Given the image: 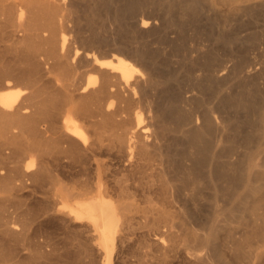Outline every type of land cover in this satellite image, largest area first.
I'll use <instances>...</instances> for the list:
<instances>
[{"label": "bare ground", "instance_id": "6f19581e", "mask_svg": "<svg viewBox=\"0 0 264 264\" xmlns=\"http://www.w3.org/2000/svg\"><path fill=\"white\" fill-rule=\"evenodd\" d=\"M68 239L264 264V0H0V264Z\"/></svg>", "mask_w": 264, "mask_h": 264}, {"label": "rangeland", "instance_id": "374dc122", "mask_svg": "<svg viewBox=\"0 0 264 264\" xmlns=\"http://www.w3.org/2000/svg\"><path fill=\"white\" fill-rule=\"evenodd\" d=\"M73 230H74V229H73ZM70 231H71V233L73 232L72 230H69V232H67V236L70 235V234H68V233H70ZM60 236L62 237V235H60ZM63 236H64V235H63ZM71 237L73 238L72 235L69 236L70 239H72ZM68 242H69V243H64V244L62 243V244H60L61 246L64 245V247L59 248V249H61L62 251H61V250H58V251H57L58 253L56 252L57 254H55V256H53L54 258L51 257L52 255L50 256V257H51L50 260H52V261H51L52 264H53V263L56 264L57 262H59V260H58L59 258H60V260H62V261H63V259H64L63 263L67 261L66 263H70V264H84V263H80L78 259H79V257H82V259H83V258H84V255H86V254H82V255H80L81 253L79 254V253L77 252V249H75V248H76V245H77L75 241H73V240H69V239H68ZM65 248H66V249H65ZM63 250H64V251H63ZM75 250H76V251H75ZM59 252H60V253H59ZM82 253H83V252H82ZM58 254H59V255H58ZM61 254H62L63 257L60 256ZM57 255L60 256V257L58 258ZM55 257L58 258V259H57L58 261L55 259ZM85 257H86V259H85V258H84V259H85L87 262L84 261V260H83V262H86V263L88 264V258H87V256H85ZM61 258H62V259H61ZM53 259L56 260V263H55V260H54V262H53ZM62 261H60L59 263H61ZM80 261H81V259H80ZM63 263H61V264H63ZM66 263H65V264H66ZM86 263H85V264H86ZM49 264H51V263H49Z\"/></svg>", "mask_w": 264, "mask_h": 264}]
</instances>
